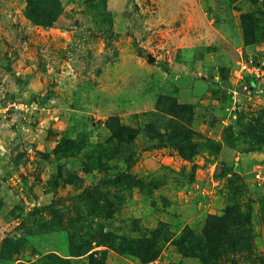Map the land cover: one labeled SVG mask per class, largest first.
I'll list each match as a JSON object with an SVG mask.
<instances>
[{
  "label": "rangeland",
  "instance_id": "obj_1",
  "mask_svg": "<svg viewBox=\"0 0 264 264\" xmlns=\"http://www.w3.org/2000/svg\"><path fill=\"white\" fill-rule=\"evenodd\" d=\"M40 1L54 23L0 0V264H144L101 243L109 233L142 248L156 235L146 264H264V0ZM169 103L193 109L186 155L147 127L165 132ZM112 118L140 132L123 135L129 165L109 161L131 183L105 187L83 162L112 142ZM97 185L120 201L109 220L78 197ZM241 218L251 253H198ZM73 241L91 249L74 256Z\"/></svg>",
  "mask_w": 264,
  "mask_h": 264
},
{
  "label": "trees",
  "instance_id": "obj_2",
  "mask_svg": "<svg viewBox=\"0 0 264 264\" xmlns=\"http://www.w3.org/2000/svg\"><path fill=\"white\" fill-rule=\"evenodd\" d=\"M28 3V15L31 19L35 20L37 23L42 25H50L57 20L59 13L57 12L58 7L54 9L48 8L46 4H42L40 0H26ZM229 83L227 84V86ZM167 113H169L168 119L164 124L165 132H161L158 129V122L162 120L152 119L147 123L148 129H150L152 135L156 138H160V141H167L172 146L178 148L180 153L186 155V150L184 149V144L188 145L191 141V138H184L183 134L179 132L182 128L190 126V120H185L182 117V113L184 111L193 112L191 107L187 106H179L174 103H169L167 105ZM155 117L158 116V113H154ZM192 116V115H191ZM109 127L111 129V134L113 135V140L110 144L108 143H98L95 149L91 152V155L86 156L84 160V167L86 171L91 170H102L104 172V178L101 181V185L103 186H111L117 185V183H121L122 181L129 179L131 183L133 176L127 170L124 172L120 171L117 166L119 161L116 164L111 165L110 160L117 158V156H124L122 160H124L128 165L131 162V154H125L123 143L128 142L131 143V140H125L124 134H128L129 137H133L131 135H137L138 128H133L129 125L121 123L117 118H112L109 121ZM123 136V137H122ZM165 137V138H164ZM167 139V140H165ZM118 140V145H117ZM116 142V143H115ZM72 147L71 149L76 153L80 149H82L83 145L80 146L75 144L74 141H71ZM114 144V146L111 148ZM131 145V144H130ZM80 148V149H79ZM119 159V158H117ZM114 171L113 173H111ZM130 188V187H129ZM110 189L104 190L99 187V185L85 189V193L79 194L78 197L84 202V205L88 206V214L95 215L96 217H102L103 219L109 220L112 218L113 213L119 209L120 201L114 200L111 195ZM50 213H55L53 206H48ZM236 226L232 229L231 233H227V231L218 227L217 229L209 230V234H214L215 239L208 238L205 241H202L198 246V253L202 254V257L206 259V255L204 253H212L213 255L219 249H226L227 247L233 250H246V252L251 253V245L253 239V231L249 225L248 220L245 218H241L239 221L236 220ZM228 230V228H226ZM187 231L188 228H187ZM190 232V231H189ZM226 235L228 240H223L221 236ZM192 236V235H191ZM103 242L108 243L115 246V249L125 255H136L140 257L142 263L146 264L150 261L154 260L157 256L158 248L161 246L162 241L156 239V235H153L147 242H149L150 247H143L137 243L133 245L136 240L127 239L124 236L121 239L122 242H131L125 243L117 246V235L113 233H109V235L102 234ZM193 237V236H192ZM74 238H72L73 240ZM170 239L165 238L164 240ZM179 240V239H178ZM181 242L184 241V236H181ZM213 241V243H211ZM73 244V245H72ZM71 244L72 255L80 256L89 252L91 247L89 244L87 245H79L76 241H73ZM177 244L180 245V242L177 241ZM215 256V255H214ZM219 256V254H216ZM90 262L89 264H103L104 257L96 258L94 252L89 254Z\"/></svg>",
  "mask_w": 264,
  "mask_h": 264
}]
</instances>
